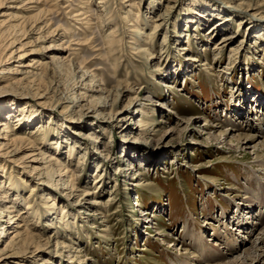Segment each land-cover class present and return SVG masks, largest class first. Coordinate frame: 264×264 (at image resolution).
Returning a JSON list of instances; mask_svg holds the SVG:
<instances>
[{"label":"rangeland","instance_id":"rangeland-1","mask_svg":"<svg viewBox=\"0 0 264 264\" xmlns=\"http://www.w3.org/2000/svg\"><path fill=\"white\" fill-rule=\"evenodd\" d=\"M132 1L134 6L131 0H40L31 14L36 19L40 13L37 18L46 17L49 25L39 38L32 19L19 22L29 37L18 41L30 49L21 60L32 62L39 74L27 79L29 88L0 91V111L3 118L11 114L18 137L29 138L45 124L58 140L78 142L73 154L67 142L60 153L71 161L62 177L71 180L78 172L81 186L66 196L47 174L39 176L26 166L32 158L25 157L28 149L20 160L5 161L0 174L7 200H17L27 214L34 211L21 215L19 224L40 235L43 244L28 264H264V162L255 161L254 146L264 139V0H226L223 9L254 8L260 21L238 13L249 25L243 22L239 29L232 19L221 30L212 26L228 11L220 8L218 18L210 4L204 11L193 0ZM82 2L85 19L75 16ZM167 3L180 4L164 14V28H153ZM12 4L0 3L2 43L18 34L7 30L15 22L1 15L10 13ZM190 16L196 20L191 31ZM226 33L235 34V41L218 45ZM145 34H150L145 47L156 57L136 49ZM2 43L0 57L8 52ZM53 55L65 65L51 63ZM18 56L9 60L10 67ZM85 71L110 100L105 115L94 111L98 92L88 91L81 100L83 117L80 106L65 98L85 91L78 87L85 83H79ZM22 93L28 96L17 98ZM257 101H263L260 108ZM146 122H153L150 132L140 134ZM242 133L259 136L246 147L235 140ZM86 148L91 154L82 161ZM119 167L125 170L119 173ZM249 196L255 201L248 202ZM29 202L33 209L27 208ZM54 203L65 212L49 215Z\"/></svg>","mask_w":264,"mask_h":264},{"label":"bare ground","instance_id":"bare-ground-1","mask_svg":"<svg viewBox=\"0 0 264 264\" xmlns=\"http://www.w3.org/2000/svg\"><path fill=\"white\" fill-rule=\"evenodd\" d=\"M2 1L3 0H0V3ZM7 1H9L10 3H14V4L8 6V9H10L11 12L10 13L4 12L1 15L9 16L8 18L10 19V21L15 22V23L10 24L8 26L7 30L10 28H14L15 33L17 32L18 34H16V36L13 35L14 37H12L10 39H9V37H6V39H7L6 43H2L4 40V37H2V35L5 33L6 30L3 32H2V30H0L1 31L0 39L2 38L0 43H2V45L4 47V52L6 50H8V52L5 53L4 56L0 57V83L4 82V85H0V91H4V92L14 91L15 88L19 89L22 86H24V87H22V89H25V87L29 88V86H27V85H29L28 84L29 82H26L27 79L39 74V72L35 71L34 68L32 69V67H33L32 62L26 64L21 60L24 58L25 55L29 54L28 52L30 49L28 50V48L25 47V45L28 43L22 42L23 40L18 41V40L23 39L22 36L25 37V35H27L26 30H24L23 28L20 27V23H22L28 19H32L33 25L31 27V29L34 28L33 29L34 31H35V29L39 30V31L34 32L35 34L39 33L38 38L43 36V35H41V33H42L41 31H44L45 28L48 27V25H49L46 17L45 18H42V17L37 18L40 13H37L38 15H36V19H33V18H35V16H32L33 14H31V11H34V10L37 11L36 9H39V5H37V4L40 3V0H7ZM169 1L175 2L174 4H177V2H178V0H169ZM229 1L232 2L233 0H229ZM18 2H21V3H18ZM193 2H194V4L192 3L193 5H196L197 3H199L200 7H202L204 11H207V8H209V4H210L211 9H218V11L216 12V13H218V18L221 14H223V13H221V11H223V10L228 11V10H225L221 7V4H223L225 6H227V4L229 5V3H227L226 0H215V2H214V0H193ZM84 3L85 2H82V4L79 6L78 13L75 15L76 17L84 15V13L86 14L88 12L87 8L83 5ZM130 4H132L134 6L135 2L131 0ZM179 4L180 3H178V5H176V6L175 5L169 6V3H167L166 8L168 10L166 9L165 11L163 10L162 12H160L159 16L156 17V20H160L161 22L157 23L155 21L156 23L153 26V28H156V27L164 24L165 22H163V21L167 19V18H165L166 16H164V14H167V12L173 6L178 7ZM88 7H89V5H88ZM220 8H222V10ZM82 9H86L85 12ZM231 9H232L231 11L229 10L227 13H225L223 15L224 16L223 17L224 22H223V20L218 19L217 22H215L212 27L216 26L215 28H217L220 26L219 29L221 30L232 19L236 20V22L239 24L238 25L239 29H241V27L242 28L244 27V25H242L243 22L249 25L250 22L248 20H246L245 17L240 16L238 13H242L245 16L248 15L251 18L256 19L257 21H260V19L257 18L258 16L254 13L255 11H252L254 8H247V7H244L241 4H239V5H233L231 7ZM39 12H41V11H39ZM193 12L198 13L199 15H203V12L200 11V8H194ZM168 14H169V12H168ZM134 15H135L136 19H138V17L140 16V10H138V12ZM235 16H238V18H235ZM122 17L126 18V15L123 14ZM85 18H87V17H85V16L80 17V19H85ZM195 21L196 20H195L194 16L188 17V23L186 22L187 23L186 26L189 24L188 26H190V28H189L190 31H191V26H192L191 24H194ZM84 23H86V22H83V24ZM127 23H128V20H127ZM134 24H135V26H138L135 22H134ZM196 26H198V25H196ZM163 28H164V26H163ZM136 29L137 28L135 27L134 30H136ZM140 29H142V28H140ZM252 29H254L253 26L252 27L250 26V32ZM242 30H240V33L238 35L241 34ZM19 35H20V38H19ZM145 35L146 36L145 37L143 36L144 38H142V42H140V44L137 46L136 49H138V51L143 56L148 55V58L156 57L151 50L149 53L150 47L149 48L145 47V45H148V43H150L148 41V39H150L149 38L150 34H145ZM26 37H29V36L27 35ZM235 38H236L235 34L226 33L223 35L222 41H220L218 43V45L222 44V43H224V45H229L235 41V40H232ZM244 41H246V40H243L242 42H244ZM18 43L20 44L19 47H17ZM218 45L216 44L215 47H219ZM15 47H16V49H15ZM23 47H25V48H23ZM235 50H236V48L233 49L232 52H234ZM31 51H33V50H31ZM16 53L19 54L18 61L15 65H13V67H10V65H8V62L11 58H13L15 56ZM50 57H51V63L53 62L54 64H57L58 66L59 65L60 66L65 65L64 59H62L61 57H57L55 55L50 56ZM44 63H46V62H44ZM19 74H20V76H19ZM85 76H86V78H85ZM87 78L90 79V80L88 79L89 80L88 83H91V84L86 83ZM80 79L81 80L79 81V83L80 82L81 83L85 82V83L83 85L78 86V87H80V88L82 87V91L83 90H85V91L81 93V91H79V89H78L79 93H78V91H75L71 96H68L65 98L67 99V101L72 102V104L74 106L75 105L80 106V109H79L80 110V116L83 117L86 115V113L84 112V104L83 105L81 104V100L87 98L88 91H92L94 93L98 92V94L96 93L97 97H95V99L99 102V108H97L94 111L97 112L98 116L103 115L105 113V108H106V106L109 105V101H110L107 96H103V90H102L103 88L102 89H101V87L99 89L95 88V87H97V83L95 82L97 79H95V77H91V74L87 71L83 72L80 75ZM30 88H31V86H30ZM27 96H28V93H25V94L22 93L21 96H17V98H19V99L23 98L24 99V97H27ZM41 96H43V95H41ZM258 100H260V99H258ZM256 103L260 108L263 101H257ZM262 106H264V105H262ZM1 107H3V106L0 105V108ZM23 111L24 110H22V113H23ZM3 112L4 111L2 108V110L0 111V131H2V132H0V171L5 173V171H6L5 170L6 169L5 161H18V160H20L18 155H20V153L24 149H28L30 151V153L27 154L28 156H25V157H32V158L28 161L29 163H27L26 166L33 168V170H34L33 172L37 173V175H39V176L41 174H47L49 179L51 178L49 182L51 184L54 183V185L56 184L57 186L60 185L59 186L60 189L62 190V192H65L66 196H68V197L73 195L76 190L81 189V186L77 185V183H76V181H77L76 177L78 175V172L74 173V176L71 180H68V179H65V177H62L65 175V172L68 171L69 167L67 166L68 165L67 163H71V161L67 162L66 159L62 158V155L60 153V147L62 146V144H64V142L65 143L67 142L69 151L71 154H73V150H76L75 147L79 146L78 142H74V144H73V143H69L68 140H62V141L58 140L57 136L56 137L53 136V133L48 131L49 126L45 125V124H42V125L39 124L38 125L39 128H37L36 131L31 132L32 135L29 138H24V137L22 138L20 135L18 137L17 132L14 131L15 129L12 128L13 122H11L12 121L11 120V114L6 115L7 118H3V115H4ZM111 112L112 111H109V114ZM19 117H21V116H19ZM147 121H148V119H147ZM84 122L85 121H83L81 123L83 124ZM152 123L153 122H146V123L140 124L142 126L140 128V134H146V132L147 133L150 132L149 127L152 125ZM86 125L87 124H85L84 126H86ZM206 125H207V123H206ZM206 125H204V126H206ZM233 127L235 128V125L232 126V128ZM239 128H240V126H239ZM42 129H43V131H42L43 135L41 133ZM225 132H226V130L222 131L221 134L225 133ZM231 132H232V130L227 132V134H230ZM262 132L264 133V130ZM40 133H41V135H40V137H38L37 135ZM58 134H60V133H58ZM257 136H259L257 133H255V134H243L242 133V134H238L237 137L235 138V140H237L238 143H242V145H245L246 147H248L249 144H251V142H253L257 138ZM39 139H42V141L44 142V143H41V146L37 145V141ZM92 139L96 141L99 139V136L95 135L92 137ZM25 141L28 144H23V143H25ZM260 143L261 144H259V145L258 144L254 145L255 148H258V151L256 152V157H255L256 162H264V139ZM24 145H28V148H26L27 146H24ZM53 148L54 149L57 148V150H56L57 152H53ZM104 148H106V147H104ZM106 149L111 151L110 148H106ZM89 154H91V153H89V150L86 148L84 155H82V157H81L82 161H85L87 156H89ZM70 155L68 154L69 158L71 157ZM7 157H10V159H12V160H10ZM107 157H109V159L112 158L111 155H108ZM21 158H23V157H21ZM25 161H27V160H25ZM32 162H38V163L40 162V166L33 164ZM43 162H45V165H43ZM258 164H260V163H258ZM104 166H105V163H104L103 167ZM123 170H125V169L119 167V173H122ZM140 175L141 174H139V176ZM55 177H58V179ZM2 179H3V177L0 174V203H1L0 204V245H2V247H0V264H28V262H32V259H34L33 255H35V253H37V251L40 249L41 245H43V244L41 243L42 240H40L41 236L38 234L32 233L30 231V229L28 228V226L25 227L23 224L20 225L19 222H21V221H19V219H20V216L23 214H26V216L33 215L34 211L28 212V214H27L26 213L27 211L23 212V211L19 210L17 208L18 207L17 204H19V202L17 200H13V198L9 200V201H11L12 206L10 204L8 205V203H9V201L7 200V198H9L8 190L5 191V189H3V185H2L3 180ZM47 184L50 186L49 183H47ZM10 188H13V187H10ZM84 191H85L84 192L85 195L90 194L89 190H84ZM261 194L264 195V191ZM43 198L45 199V197H43ZM49 198H50V194L46 197V200ZM14 199H16V198H14ZM108 199L109 200H108L107 204H110L112 199H113L112 195ZM4 201H6L7 204H3ZM247 201L248 202H254L255 197L249 196V198L247 197ZM96 202H98V201L95 200L94 203H96ZM54 205H56V204L54 203ZM11 207H12V209H11ZM33 207H34V205L32 204V202L31 203L29 202L27 208L33 209ZM261 207L264 208V204H263V206L261 204ZM16 208L18 210H16ZM54 208H55V210L52 211L49 215H52V214L59 212V211H62V213L65 212L64 208L61 205L60 206L56 205ZM145 213H148V212L145 211ZM13 214H16V215H13ZM16 216H19V217H16ZM15 218H17V219H15ZM263 219H264V215L262 216V221H263ZM2 222H4V223H2ZM15 223H16V226H14ZM49 225H50V223L48 221L46 226L48 227ZM251 233L252 232H250V234ZM58 234H59V232H56V235H58ZM34 243H36V245ZM47 243H49V242H47ZM228 243H230V242L228 241ZM31 248H34V249L32 250ZM29 253H32V254H29ZM20 256H21V258H18ZM29 257H33V258L31 259ZM15 259L18 260V262L10 263V262L14 261ZM45 261H48V260H45Z\"/></svg>","mask_w":264,"mask_h":264}]
</instances>
